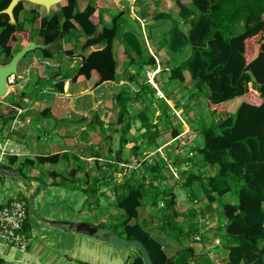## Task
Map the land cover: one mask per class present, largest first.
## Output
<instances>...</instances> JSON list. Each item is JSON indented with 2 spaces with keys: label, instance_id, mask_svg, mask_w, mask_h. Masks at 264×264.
Instances as JSON below:
<instances>
[{
  "label": "trees",
  "instance_id": "trees-1",
  "mask_svg": "<svg viewBox=\"0 0 264 264\" xmlns=\"http://www.w3.org/2000/svg\"><path fill=\"white\" fill-rule=\"evenodd\" d=\"M80 1L67 0L66 6L59 5L55 12L43 17L35 9L29 11V16H23L25 6L24 2H21L14 10L16 24H12L9 16L2 12L8 8L11 0H0V63L8 64L13 56L23 49L21 45L23 40L28 43L31 39L39 44L50 45V47L36 49L28 53L25 58L29 54L39 51L44 60H52L54 53L51 47L62 41L66 35L77 31L86 38L82 47L86 53L81 55L80 67L72 81L75 82L80 76L91 80L93 75L97 74L101 80L96 86L114 82L118 67L114 41L118 36L119 21L108 27L105 24L103 10L98 7L95 1L91 0L83 10H79ZM174 2L179 9L176 16L164 12L149 16L151 0H135L134 4L136 7L139 5L142 7L134 15L137 22H139L138 19L152 22V28H155L157 22L170 23L164 37L165 45L170 52L178 55L188 47L191 50L189 57L177 66L171 67L169 64L161 66V71L154 77L160 91L162 90L158 75L168 73L169 80L185 83V71L187 70L194 83L195 96L205 98L213 113L211 107L224 105L244 97L250 91H253L262 100V103L254 105L246 100L239 106L235 116L216 122L210 127L204 126L201 130L203 146L198 149V153L202 160H199L197 164L203 168L204 166L217 167L216 175L206 177L204 174L192 172L191 163L195 154L190 152L188 157L183 156L182 146H178V151L176 150L178 153L174 159L169 157L173 160L170 163L173 165L170 167L173 186L170 192L164 193L168 194L166 197L167 210H173L174 215L166 216L164 224L167 235L183 246L173 255L168 254L164 242L150 232L148 223L143 224L139 221V210L147 196V188L150 186L148 189H152L154 186L153 182L146 184V175L142 173L137 175L133 172L127 177L125 174L123 182L117 183L114 175L106 174L107 170L99 179L93 176L92 171L88 169L84 172L83 177L87 188L74 187L72 190L86 194L87 205L89 204L90 207L93 203L92 199L96 198L98 194V190H95L93 186L100 182L108 185V182L114 179L116 182L115 188L112 189L114 206L118 211L123 212V218L121 217L122 220L116 219L112 223H100L99 227L111 229L121 238L129 241L137 240L143 243L153 264H197V262H199L198 264H213L210 259L197 261V251L194 245L205 244V235L201 232L199 222L196 221L197 210H191L189 217L184 215L183 220L190 219L188 230L184 232L185 223L178 221L180 214L175 210L178 198L176 189H180L182 186L189 196L194 195V197L198 191H201L208 202V209L212 211L218 200L231 195L235 188L237 189L236 203H225L218 209L220 220L218 229L220 231L225 223L227 241L224 243L222 241V248L228 252L227 263L264 264V0H190V5L183 0H174ZM96 16L97 22L94 20ZM40 18L41 20H39ZM237 25H241L243 31L236 34ZM185 26L188 27L187 30L184 28ZM33 33L36 34L38 41L34 39ZM26 36L28 40L25 38ZM122 39L128 45L126 54L131 64L140 68L157 69V61L153 56H148L147 59L143 57L144 52L141 44L133 33H124ZM13 43L18 47L16 52ZM254 43H258L259 47L256 49V55L252 57V53L249 55L248 51L252 52ZM64 51L73 57L75 55L73 50ZM137 78V72L131 73L128 82L136 83ZM45 80L40 79L35 83L33 89L44 88L42 91L44 92L46 84H42V81ZM66 80L67 77H63V80L55 83L54 91L63 93ZM146 86L153 91V94L157 93L158 90L150 83L140 84L138 93L135 95L137 101L147 96L145 93H141L145 91ZM27 98H30V94L24 91L19 101L13 103L5 114L0 115L1 131L10 129L11 123L17 116L15 108L22 109V102ZM167 100L171 101L169 98ZM163 101L165 111L167 109L183 110L179 102L174 103L172 108L168 101L165 99ZM117 104L120 109L118 124L124 126L121 146L117 152L115 163L112 164L113 159H103L99 153L85 159L88 161L95 158L101 171L107 167L115 172L123 173L125 169L119 166H128V161L124 158V148L130 143L126 136L133 127L132 121L140 122V130L144 131L142 135L144 138H148L147 136L151 132H157V130L154 129L155 124L152 118L146 116L145 110L139 113L136 119L127 118L129 117V108L124 105L123 93L117 96ZM49 110L50 108L46 109L42 113L43 116L47 117ZM165 111L161 110L159 115L165 114ZM167 134L170 135V141H172L179 140L182 132L173 128ZM5 138L7 135H3L1 139ZM138 142V140L135 142L131 151L137 166L146 162L143 160V153H138L142 149V144L140 145ZM149 142L152 144L151 140ZM162 147L163 145L158 144L156 151ZM73 157L75 160H80L77 156ZM19 158L8 157L6 160L10 165H16ZM68 158L69 155L66 152L39 155L35 159L28 157L22 161L19 172L26 177L23 173L24 167L57 165L63 159ZM102 160H105L106 164L101 165ZM149 167L148 165L146 168ZM150 168L153 173H160L159 165H153ZM174 171L177 172V176ZM75 173L76 170H73L72 174ZM51 176L59 177L54 172L51 173ZM156 179L157 176L154 180ZM35 180L43 183L46 187L40 178ZM73 183H79L78 179H75ZM199 184L201 187L196 186ZM102 196H106V193H102ZM157 196L159 195L157 194ZM19 200L25 201L28 205V198L23 197ZM95 203L97 205L98 201ZM32 218L33 216L28 213V220L24 226V230L30 237ZM131 264H144L140 252L132 259Z\"/></svg>",
  "mask_w": 264,
  "mask_h": 264
},
{
  "label": "rangeland",
  "instance_id": "rangeland-1",
  "mask_svg": "<svg viewBox=\"0 0 264 264\" xmlns=\"http://www.w3.org/2000/svg\"><path fill=\"white\" fill-rule=\"evenodd\" d=\"M90 1L81 0L79 2V10H83ZM122 1L125 2L123 3ZM122 1L121 5L124 14L110 0H102L103 4H100L101 7H104L105 4L108 5V7L102 8L106 21L105 24L108 27L113 26L116 21H119L118 36L114 41V52L118 62L116 80L107 87L102 88L105 91L104 96L101 97L103 98V107H92L93 96L90 95L80 98L81 100L77 103L81 102L84 106L90 105L91 107H75L70 113L61 111L58 117L56 115L45 117L42 114L49 108L55 110L57 103L59 104L62 100L55 95L54 97L51 96L50 93L54 92V81L56 83L61 81V79L56 78L61 75L56 74L55 71H61L59 73L62 74V72L67 71L72 63V59L70 58L73 55L67 54L64 50H73L76 57L86 53L82 49L86 38L80 32L73 31L66 35L62 41L51 47L54 57L49 61L58 64V67H54V73H48V78L47 74H45L46 80L42 81V84H46L44 92H42L44 88L35 90L33 86L36 83L37 77H39L37 67L39 65L45 66V60L39 51L29 54L22 60L19 66V73L10 85L9 96L4 100L0 99V115L9 111L12 104L19 101L24 91L30 94V98H28L29 101L21 103L22 107L32 104V107H35L34 111H37L39 115L32 116L33 122L31 127H20L15 124L14 129H11L12 132H9L10 130L8 129L4 131L0 130V144L10 139V134H14V137H12L13 141L16 140L17 149L21 154L20 160L16 165H10L6 159L2 161V165L19 172L21 163L25 158L35 159L39 155L68 153L69 158L63 159L57 165L46 164L35 168L24 167L23 173L26 178H40L46 184L42 193H39L43 194L44 201L38 200L36 209L41 216L50 220H79L78 222L89 223L95 226L105 222L112 223L116 219L122 220L123 218V212L118 211L114 206V192L112 189L115 188V183H122L124 177H129L133 172L137 175L139 173L146 175V184L153 182L154 186L152 189H148L150 186L147 188L145 202L143 201V206L139 210V221L143 224L147 222L150 232L160 238L164 242L166 252L173 255L182 249L183 246L166 233L165 218L174 214L173 210H167L166 197L168 194L164 192H170L173 186L170 173V167H173V165H170V163L173 161L171 159H174L178 153V146H182L183 156L188 157L190 152L195 154L191 163L192 172L204 174L206 177L216 175L217 167L204 166L203 168L197 164L199 160H202L198 153V149L203 146L201 130L204 126L210 127L216 122H220L230 116H235L239 106L246 100L254 105L261 104L262 100L253 91H250L244 97L237 98L224 105L211 107L214 114L205 98L195 96L194 83L187 70L185 71V83H181L178 80H169L168 73L158 75V81L162 90L159 91L160 89L154 81V77L161 71V66H166V64H169L171 67L177 66L189 57L191 53L190 47L184 49L182 54L176 55L170 52L164 42L165 33L170 23L157 22L155 28H152V22L140 21L138 18L139 22H137L135 20L136 16L134 18L132 15H135V12H138L142 7L140 5L136 7L134 5L135 0ZM183 1L190 5V0ZM24 6L25 12L23 16H29V11L32 9L38 11L42 8L30 2H24ZM159 12L171 13L173 16H176L179 9L174 0H151L148 11L149 16H153ZM94 20L98 21L97 16L94 17ZM184 28L188 29L187 26ZM242 31L243 27L237 25L235 33L237 34ZM126 32H131L138 38L145 59L148 56H153L156 59V70L149 67L140 68L130 63V59L126 54L128 45L122 39L123 34ZM33 35L34 39L38 41L36 34L33 33ZM25 38L28 40L27 36ZM258 43L252 45V52L248 51L249 55L252 53V57L257 53ZM14 50L15 52L18 51L16 44H14ZM34 58H38L40 63L33 64ZM74 64L79 67L81 62L79 59H75ZM59 66L61 67L59 68ZM49 69L51 70V68ZM135 72L138 73V78L136 79V83L130 82L134 88L132 92L127 89L128 86H118L121 79L126 80L130 77L131 73ZM147 82L158 90L157 93L153 94V91L146 86L145 91L141 93H145L147 96L137 101V97L135 96L138 93L137 89L140 87V84L143 85ZM79 88L81 89L82 86L77 87V89ZM125 88L126 90H124ZM121 93L124 94L125 107L129 108V117L127 118L131 120L136 119L138 114L145 110L146 116L150 119L152 118V121H154V129L157 132H151L147 136L148 138H144L142 137L144 131L140 130V122L133 120V127L126 136L130 143L124 148V158L128 161V166H119L125 169L123 173L115 172L107 167L101 171L95 162V158H91L88 161L85 158L96 156L99 153V156L103 159H113L112 164L115 163L117 152L121 146L124 126L118 124L120 109L117 104V96ZM167 98L171 99L172 108L174 107V103L179 102L183 110L167 109L165 111L163 99L168 101ZM35 102H38V104L36 105ZM161 110H164L165 114L159 115ZM77 112H82L85 116L80 115V113L77 114ZM157 117L159 118L158 120ZM17 120L19 121V119ZM173 128L182 132L179 140L174 139L170 141V135L167 133ZM27 133H29V136H27ZM3 135H7V138L1 139ZM137 140L139 141L138 144H142V149L138 153H143V160H146L145 163L139 166L136 165V161L132 158L133 155L131 153ZM149 140L152 141V144H150ZM158 144L163 145V147L159 151H156ZM13 146L16 147L15 144ZM73 156H77L80 160H75ZM169 157L172 158L170 159ZM100 164H106L105 160H102ZM148 165L150 167L159 165L161 168L160 173H153L150 167L146 168ZM88 169L92 171L93 176L99 179L103 177L102 174L105 170H107V175H114L116 179V182L114 179H111L108 185L100 182V184L96 183L93 186L95 190H98V194L96 198L92 199L91 208L89 204L87 205L86 194H84L83 198L82 193L73 192L74 190H72L74 187L87 188L83 177L84 172ZM73 170H76L75 174H72ZM208 170L210 171L208 172ZM53 172L57 173L59 177H52L51 173ZM156 176L157 179L154 180ZM75 179H78L79 183L74 184ZM173 181L176 180L173 179ZM54 184L56 185L54 186ZM196 186L201 187L200 184ZM22 187H25V190ZM30 189H32L31 183L21 185L15 178L0 175V204H5L9 200H18L23 197L28 198L27 190ZM198 189L201 190V188ZM176 191L178 198L175 210L180 214L178 221H184L185 223L184 232H187L190 222L189 218L183 220L184 215L189 217L191 216L189 215L191 210L198 211L196 221L201 226V232L205 235L206 243L194 245L197 251V261L210 259L213 264H228V252L222 248V241L223 243L227 241L225 223L223 222L224 226L222 231H220L218 229L220 221L218 209L225 203H236L237 189L234 188L231 195L219 199L212 211L208 209V202L201 191H198L195 197L194 195L189 196V193L185 192L182 186H180V189H176ZM102 193H106V196H102ZM72 195L77 197V201H74ZM82 198L85 203L79 202ZM97 201V205L96 203L94 204ZM31 220H33V226L31 228V237L29 236L28 241L29 250L22 252L0 241L1 264H8L15 260L30 264H75L84 262L90 264H131L132 259L139 255V251L135 248H118L107 243L91 240L84 235L66 233L54 229L35 217Z\"/></svg>",
  "mask_w": 264,
  "mask_h": 264
},
{
  "label": "water",
  "instance_id": "water-1",
  "mask_svg": "<svg viewBox=\"0 0 264 264\" xmlns=\"http://www.w3.org/2000/svg\"><path fill=\"white\" fill-rule=\"evenodd\" d=\"M66 1L67 0H11L8 8L3 10L2 12L9 16L12 24H16L14 10L21 2H30L33 5L40 6L44 8L49 15L53 8L59 5H63V3H65ZM110 1L113 2V4L121 11V13H124L120 0ZM132 16L135 18L134 15ZM49 47L50 45L39 44L31 39L26 45L23 46V49L21 51L13 56L12 60L8 64L3 65L0 63V99H4L9 96L10 80L18 75L20 63L25 58V56L36 49H48ZM99 80H101L100 76ZM0 175L15 178L23 185L27 183H38L39 186L36 189L32 191L27 190L28 213L30 216L35 217L37 220L43 222L44 224L50 225L54 229L61 230L66 233L84 235L95 241L107 243L122 249L135 248L140 252L144 264H153L147 248L140 241H129L127 239L121 238L111 229L102 228L93 224L77 221L50 220L41 216L36 209V201L38 199L39 193L44 189V184L37 182L35 179L26 178L22 173L3 165H0ZM8 264L26 263L13 261Z\"/></svg>",
  "mask_w": 264,
  "mask_h": 264
},
{
  "label": "crops",
  "instance_id": "crops-1",
  "mask_svg": "<svg viewBox=\"0 0 264 264\" xmlns=\"http://www.w3.org/2000/svg\"><path fill=\"white\" fill-rule=\"evenodd\" d=\"M120 1H122V0H120ZM95 2L97 3L99 8L108 7V5H106V4L104 5V7H101L100 4L101 3L103 4L102 0H95ZM66 5H67V1L65 3H63V5H60V6H66ZM57 9H58V6L53 8L51 13L55 12ZM38 12L40 13L41 17H43L45 15H48L44 8L43 9L41 8L40 10H38ZM39 20H41V18ZM25 43H27V42L25 40H23L21 45L24 46ZM70 59H72L71 60L72 63L70 64V66H69V68L67 69L66 72H64V73L62 72L63 75L59 73L61 71L56 72L54 70V67H58V64L52 63V61H49V60L48 61L45 60V63H44L45 66L39 65L37 67V69L39 70L38 71L39 77H37V79L35 81L36 83H37V80H40V79L44 80L45 77H46L45 74H47V78H48V73H54V71H55L56 74L61 75V76H58L56 78H59V79L63 80V77H67V80L65 81L64 92L63 93H58V92H56V90L54 92L50 93L51 96L54 97V95H55L56 97H58V98H60L62 100H61V102H59V104L57 103V105L55 106L56 107L55 110L54 109H50V111L48 112L47 117L48 116L53 117L54 115H56L58 117L59 114H61V111H67L68 113H70V112H72L75 109V107H91L90 105L89 106H84V104H82L81 102L77 103L78 101L81 100L80 98H85V97L90 96V95L93 96V105H92V107H103V98H101V97L104 96L105 91L102 90V88L103 87H107L109 84L113 83V82H106V83H103L100 86H96L97 83L100 82L99 75H97V74H94L91 80H87L84 76H80L79 78H77V80L75 82H73L72 80H73V78L76 75V71L80 67V66L77 67L74 64V60L75 59H79L80 62H81L82 59H81V56L76 57V55H74V57H72ZM34 60L35 61H34L33 64H39L40 63V60L38 58H36V59L34 58ZM60 67L61 66H59V68ZM49 68H51V70ZM55 83L56 82L54 81V85H55ZM123 85L128 86L127 89H129L130 92H132L133 89H134L132 87L133 85L130 82H128V78L126 80L121 79L119 81L118 86L121 87ZM80 86H82V88L81 89L80 88L77 89V87H80ZM124 90H126V88ZM4 99H2V100H4ZM25 101H29V99L27 98V99H25ZM168 103H169L170 106H172L171 105V103H172L171 101H168ZM35 104L37 105L38 102H35ZM34 108L35 107H32V104H30V106L22 107V109H21L22 115L18 116L19 121L15 119L12 122V125L10 126V129H8V130H10L9 132H12V130L15 127V124H17V126L19 125L20 127H24V126L26 128L31 127V124L33 122V117L32 116L33 115L34 116H38L39 115L37 113V111H34ZM57 112H59V113H57ZM78 113H80V115L85 116V114L84 113L82 114V112H77V114ZM27 136H29V133H27ZM12 137H14V134H10V140L13 142V144L17 145L16 140L13 141ZM18 148H19V146H18ZM23 155H25V154H23ZM20 156H18V157H20ZM21 185H23V184H21ZM38 186H39L38 183L37 184H32V189H30V190L32 191V190L36 189ZM22 189L25 190V187H22ZM73 192L82 193L81 191H78V190H74ZM41 193H42V191H41ZM82 194H83V198H84V193H82ZM72 196L74 197V201H77V197L74 196V195H72ZM83 198H82L81 201H79L80 203H85V202H83L84 201ZM38 200H40L41 202L44 201L43 194H39L36 203L38 202ZM51 220H54V219H51ZM64 221H66V220H64ZM67 221H69V220H67ZM71 221H77L78 222L79 220H71ZM32 222H33V220H31V223ZM32 226H33V224H32ZM15 261H19V262H22V263L30 264L28 262H23V261H20V260H15ZM84 263H86V262H84ZM87 264H90V263H87Z\"/></svg>",
  "mask_w": 264,
  "mask_h": 264
},
{
  "label": "built area",
  "instance_id": "built-area-1",
  "mask_svg": "<svg viewBox=\"0 0 264 264\" xmlns=\"http://www.w3.org/2000/svg\"><path fill=\"white\" fill-rule=\"evenodd\" d=\"M14 79L16 78L10 80V85L14 82ZM15 109L17 111V116L22 114L21 109ZM17 119L18 117L16 120ZM20 155L17 146L14 147L13 142L10 139H7L0 144V165H2V161L8 157H18ZM174 174L177 176L176 171H174ZM27 220L28 205L25 201L18 199L10 200L5 204H0V241L5 242L13 248L19 249L22 252H27L29 249V236L24 230Z\"/></svg>",
  "mask_w": 264,
  "mask_h": 264
}]
</instances>
